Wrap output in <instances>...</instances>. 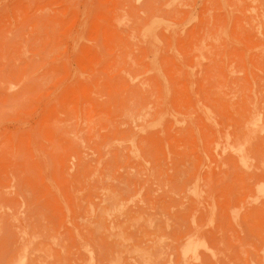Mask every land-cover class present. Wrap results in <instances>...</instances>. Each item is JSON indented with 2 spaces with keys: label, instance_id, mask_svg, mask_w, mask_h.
<instances>
[{
  "label": "rangeland",
  "instance_id": "rangeland-1",
  "mask_svg": "<svg viewBox=\"0 0 264 264\" xmlns=\"http://www.w3.org/2000/svg\"><path fill=\"white\" fill-rule=\"evenodd\" d=\"M0 264H264V0H0Z\"/></svg>",
  "mask_w": 264,
  "mask_h": 264
},
{
  "label": "bare ground",
  "instance_id": "bare-ground-1",
  "mask_svg": "<svg viewBox=\"0 0 264 264\" xmlns=\"http://www.w3.org/2000/svg\"><path fill=\"white\" fill-rule=\"evenodd\" d=\"M238 144V143H237ZM236 146V145H235ZM241 146V145H240ZM243 146V145H242ZM236 149V148H235ZM236 156V155H235ZM245 156H246V154H245Z\"/></svg>",
  "mask_w": 264,
  "mask_h": 264
}]
</instances>
